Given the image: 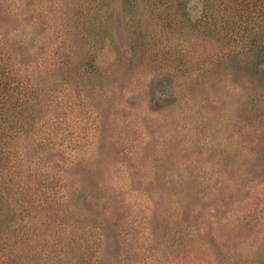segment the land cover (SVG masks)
Segmentation results:
<instances>
[{"label":"rangeland","instance_id":"rangeland-1","mask_svg":"<svg viewBox=\"0 0 264 264\" xmlns=\"http://www.w3.org/2000/svg\"><path fill=\"white\" fill-rule=\"evenodd\" d=\"M77 1L79 19L71 24L70 3L64 16L56 14L60 0L32 12L31 52L43 59L25 73L35 82L55 73L53 61L65 44L58 33H90L94 88L87 95L85 78L71 105L45 108L31 146L14 145L11 154L33 188L57 181L65 185L58 195L67 188L80 200L58 201L29 223L11 215L39 232L14 237L16 249L27 252L21 264H50L51 257L54 264H264V156L251 142L264 140V123L245 118L263 110L254 83H262L264 63L250 77L211 71L210 54L220 41L189 23L202 14L194 0ZM93 33L106 40L94 43ZM81 101L86 108L73 112ZM204 138L210 143L194 146ZM224 162L229 167L219 176L211 173L218 180L210 193L184 198L175 180ZM59 227L85 239L63 253L67 237L58 236Z\"/></svg>","mask_w":264,"mask_h":264},{"label":"trees","instance_id":"trees-1","mask_svg":"<svg viewBox=\"0 0 264 264\" xmlns=\"http://www.w3.org/2000/svg\"><path fill=\"white\" fill-rule=\"evenodd\" d=\"M45 1L0 0V220L6 223L0 225V264H16V261L21 264L20 256H27L26 251L20 253L16 249L19 239L16 241L14 237L18 233H21L26 240L33 236H39L38 231L30 229L29 226H19L17 219L11 220V215H16L15 218L19 216L21 221L27 218L29 223L35 220L40 212L46 211L48 214L47 208H52L54 204L57 205L58 201L77 203L80 200L78 192L76 194L68 192L67 188L64 193L61 192L58 195L57 191L65 188V185H61L57 181L52 180L49 186L43 182L38 183L33 188L30 178L25 176L24 170L19 167L20 165L17 164L16 167L12 163L15 161L11 154L13 146L30 145L35 140V134L40 132L45 108H50L54 103L64 104V109L68 103L71 105V98L76 93L80 95L82 88L80 82H83L85 78H87L88 83H91L89 86L84 83L87 87V95L94 88L95 63L93 57L90 56L95 49L92 50L90 43H88L90 33H58L60 42L65 40L64 47L66 48L63 50V47L60 51L58 49L60 55L53 61L55 62L53 65L55 73L50 70L48 75L43 74L45 77L36 82L32 79V75L25 73L26 70L32 68V62L35 58L41 62L43 59L41 53L35 54L34 50L32 51L34 54L31 52L34 44L29 33V25L32 12L36 10L41 14ZM123 1L130 2L131 0ZM194 1L200 5L202 14L189 23L201 33H215L217 40L220 41V45L213 46L214 50L210 54L211 64L215 63L211 66L213 67L211 71H217L223 76L232 74L234 78L238 76V72L249 77L260 72L258 65L264 63V0ZM77 2V0H60L56 11L57 16L58 13H62L64 16L62 8L70 3L72 16L69 17L68 15L66 21L68 24L75 22L74 20L79 19ZM165 3L162 0L160 4L164 5ZM181 3L178 2L177 4L186 11V5ZM169 10L170 7H167L166 13L170 12ZM187 13L188 11L185 12V14ZM69 18L72 20L69 21ZM190 24L189 28L193 29ZM40 34L37 40L43 41V33ZM105 40V36L101 33H93L91 38L94 43H102ZM72 45H75L74 49H70L69 46ZM158 59L164 61L165 57L162 54L158 56ZM260 76L263 80L262 83L256 84L255 82L254 85L262 89L261 98L264 99V74ZM95 85L97 86V84ZM251 103L253 107H258L254 97H252ZM85 105L82 101L79 102L73 112H82L86 108ZM257 116L264 123V103L263 110L259 112V115L256 113L255 116H246L245 118L252 120ZM254 139L251 140L252 144L254 143L252 148L256 149L257 154L264 156L261 145L264 140L258 142ZM209 143L210 139L207 138L196 139L194 146L200 147ZM220 152L221 149H218L217 153ZM212 154L213 152H211ZM190 162L194 164L191 170L196 169V162L192 160ZM228 167L229 163L224 162L216 171L205 168L203 174H197L193 177L188 175V181L175 180V183L186 190L184 198L198 197L202 192L210 193L212 191L214 181L211 173L213 175L216 173L217 177ZM52 175L54 176L52 179L55 178L61 183L64 182L57 174L52 173ZM200 180L205 181V183H200ZM217 180L216 178L214 184ZM55 185H58L57 188L54 187ZM75 218L78 223L81 221V217L78 215H75ZM63 226L66 224L63 223ZM59 228L56 231L58 236L67 237L66 240L64 239L67 248L63 250V253L70 250V246L81 243L83 240L80 239L81 237L85 239L81 233H76L78 236H74L73 230H71L69 237L65 227ZM190 229L192 228L190 227ZM51 258L47 259L46 262L54 264L55 258L52 262Z\"/></svg>","mask_w":264,"mask_h":264}]
</instances>
